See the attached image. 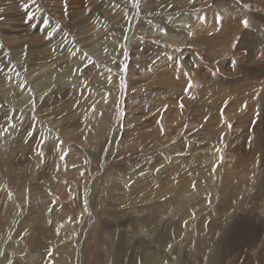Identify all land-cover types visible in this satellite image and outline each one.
Returning a JSON list of instances; mask_svg holds the SVG:
<instances>
[{
	"label": "rangeland",
	"instance_id": "374dc122",
	"mask_svg": "<svg viewBox=\"0 0 264 264\" xmlns=\"http://www.w3.org/2000/svg\"><path fill=\"white\" fill-rule=\"evenodd\" d=\"M16 1L0 0V264H264V0Z\"/></svg>",
	"mask_w": 264,
	"mask_h": 264
},
{
	"label": "bare ground",
	"instance_id": "6f19581e",
	"mask_svg": "<svg viewBox=\"0 0 264 264\" xmlns=\"http://www.w3.org/2000/svg\"><path fill=\"white\" fill-rule=\"evenodd\" d=\"M12 1H15V0H12ZM98 1V0H97ZM120 1V0H119ZM156 1V0H155ZM158 1V0H157ZM204 1H206V0H201V4H203V2ZM211 0H207L206 1V4L208 3V2H210ZM236 1V0H235ZM240 1V0H239ZM238 1V2H239ZM28 2V0H18V1H16V2H13V3H21V4H26ZM88 2L90 3V4H95L96 3V1L95 0H88ZM181 2V1H180ZM179 2V3H180ZM184 2H187L188 3V1L187 0H185ZM243 2H246L247 4H249V3H251L252 4V7H255V2L253 3V2H251L250 0H241V2H239V3H241V6H242V4H243ZM123 3V2H122ZM163 3H165V2H163ZM187 3H186V5H187ZM219 3L221 4L220 6H225L226 5V3H227V1L226 0H219ZM222 3H224V4H222ZM246 3H244V5L246 4ZM119 5H120V3H119ZM161 5V4H160ZM122 6V5H121ZM126 7L128 6V4L127 5H125ZM165 6V5H164ZM188 6V5H187ZM186 6V7H187ZM240 6V7H241ZM125 7V8H126ZM167 8V6L165 7V9ZM169 8V7H168ZM172 7H170L169 9H171ZM179 8V7H178ZM256 8V7H255ZM124 9V8H123ZM161 9H162V7H161ZM174 9H175V7H174ZM213 9H215V8H213ZM163 10V9H162ZM186 11H189L190 9H185ZM216 10V9H215ZM242 10V9H241ZM226 12H223V13H225V14H227V13H229V10L226 8V10H225ZM155 12V11H154ZM166 12V11H165ZM168 12H169V10H168ZM170 12H172V10L170 11ZM216 12V11H215ZM191 13V12H190ZM159 14V13H158ZM154 15H155V13H154ZM161 15V14H160ZM164 15H165V13H164ZM230 15V14H229ZM237 15V14H236ZM239 15H241V14H239ZM174 16V15H173ZM192 16V15H191ZM195 16V15H194ZM201 16H203L202 14H198V16H196V17H199L196 21H194V19H192L193 20V27L194 28H196V30L199 28V29H202V28H204V26L206 25V23H201ZM205 16H207L206 14H205ZM32 17V15L31 14H29V15H25V16H23V18L22 19H26L27 21H28V18L30 19ZM163 17H165V16H163ZM190 17V15L187 17V18H189ZM223 17V16H222ZM241 16H239V18H240ZM244 17V16H243ZM166 18V17H165ZM170 18V17H169ZM187 18H185L184 20L182 19V18H178L177 20H174V23H179V22H182L183 24L182 25H179L178 26V24H177V26L178 27H174V25H173V28L175 29V33L176 34H178L179 35V37L178 38H180V36L182 35H180V33L178 32V29H180L181 27H185V22L187 21ZM207 18V17H206ZM225 18V17H224ZM228 18V17H227ZM162 19V18H161ZM175 19V18H174ZM204 19V18H203ZM203 19H202V21H203ZM226 19V18H225ZM234 19H235V17H234ZM167 20V19H166ZM165 19H164V21H166ZM170 20H171V18H170ZM169 20V21H170ZM189 20V19H188ZM209 20V19H208ZM207 20V21H208ZM224 20V19H223ZM233 20V19H232ZM231 20V21H232ZM243 20H244V18H243ZM168 21V20H167ZM205 21V20H204ZM206 21V22H207ZM225 21H227V20H225ZM242 21V20H241ZM198 22V23H197ZM169 23V22H168ZM207 23H209V21L207 22ZM234 23H237V22H234ZM245 23V22H244ZM162 24V23H161ZM236 24H234L233 26H232V29L233 30H237L236 29V26H235ZM19 27H21V29L18 31V30H16L17 29V27H15V28H12V29H10V32L12 33V34H15V33H21V32H23L24 30H25V28H26V26H28V25H26L25 23L24 24H20V25H18ZM166 26V25H165ZM167 26H169V25H167ZM93 28H95V30L97 31V29H96V27L94 26ZM161 30H162V32L163 31H165V27L163 26V25H161ZM166 28H168L169 29V27H166ZM207 28H209V27H207ZM88 29V28H87ZM172 29V28H171ZM160 30V31H161ZM195 30V31H196ZM207 30V29H206ZM170 31V30H169ZM207 31H209V30H207ZM171 33H172V31H170ZM235 32V31H234ZM93 33V32H92ZM161 33V32H160ZM199 33V32H198ZM163 34V33H162ZM165 34V33H164ZM92 35V34H91ZM174 35V34H173ZM172 34H171V36H167L166 37V40L165 39H163V40H165V41H170L171 43L174 41V43H175V41H178V40H175V38H171L172 36H173ZM251 35V34H250ZM253 35V34H252ZM251 35V36H252ZM240 37H238V39H239V41H238V44H237V47H236V51H238V52H242V53H244V55H243V57H244V60H245V62H246V64L247 65H249V68H252L254 65V67H253V69H250V70H252V71H257L258 69H260L259 68V65H256L255 64V61H253V62H251L250 61V59L249 58H252V55H253V52H252V48H253V50H254V52H256L257 53V51H256V49L254 48L255 46H251L252 44L247 40L249 37H247L248 36V33L247 32H245V33H243V30H241L240 31V35H239ZM250 36V37H251ZM164 37V36H163ZM184 36L182 35V38H183ZM227 37H228V39H230V35L228 34L227 35ZM181 38V39H182ZM226 38V37H225ZM169 39V40H168ZM236 40H237V38H236ZM3 41L5 42V43H8V45L10 44V45H12L14 42H16V40H15V38H10V39H7V40H4L3 39ZM180 41V40H179ZM164 42V41H163ZM229 42V41H228ZM227 42V43H228ZM169 43V42H168ZM170 43V44H171ZM181 43V42H180ZM225 43V42H224ZM176 44L178 45V46H180V45H184V44H179V43H177L176 42ZM186 45V44H185ZM191 46V45H190ZM228 46V45H227ZM129 47V46H128ZM152 48V47H151ZM156 48V47H155ZM180 48H181V46H180ZM187 49L189 50V51H186V56H187V58L189 59V61H192L193 62V64H196L197 63V59H196V56L194 55V52H193V49H192V47H187ZM186 49V50H187ZM154 50H156V49H154ZM158 51L160 50V49H157ZM247 50H249V51H247ZM150 51H151V49H150ZM152 52V51H151ZM261 55V54H260ZM259 56V55H258ZM253 64V65H252ZM11 66V65H10ZM261 66V65H260ZM15 67V66H14ZM237 67V66H236ZM236 67H235V64H233V63H230V65L228 66V70H230V71H232V75H233V73L234 74H236L237 73V69H236ZM6 68V67H5ZM238 68V67H237ZM2 70V69H1ZM0 70V71H1ZM11 70V69H10ZM12 71H14V69L12 70ZM258 72L260 73V70H258ZM15 73V72H14ZM11 75H13V74H11ZM245 86V85H244ZM183 102V101H182ZM184 107H185V103H184ZM219 126H221V125H219ZM80 129V128H79ZM91 129V128H90ZM89 129V130H90ZM84 131V130H83ZM212 132H214V131H212ZM216 132V131H215ZM87 133H88V131H87ZM194 133H196V131L194 132ZM215 134V133H214ZM217 134V133H216ZM215 134V135H216ZM194 135H196V134H194ZM236 136V135H235ZM200 137V136H199ZM233 137V136H232ZM237 137V136H236ZM243 138V137H242ZM200 139V138H199ZM228 140V139H227ZM85 142V141H84ZM191 142V141H190ZM217 153V152H216ZM195 154H197V153H195ZM231 157H234L232 154H231ZM191 159V158H190ZM219 159V154L217 153L216 155H215V153H214V160L216 161V160H218ZM229 159H230V157H229ZM232 160V159H231ZM230 160V161H231ZM233 161V160H232ZM57 225L60 227L61 225L59 224V223H57ZM22 239V238H21ZM21 239H20V242H22L21 241ZM19 241V240H18ZM33 241V240H32ZM31 242V241H30ZM22 250V249H21ZM35 250V249H34ZM14 254V253H13Z\"/></svg>",
	"mask_w": 264,
	"mask_h": 264
}]
</instances>
